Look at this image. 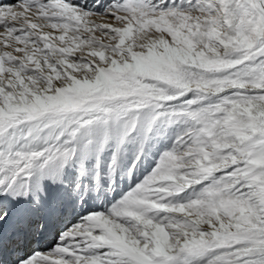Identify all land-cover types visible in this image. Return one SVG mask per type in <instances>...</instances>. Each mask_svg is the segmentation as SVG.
<instances>
[{"label": "snow or ice", "instance_id": "1", "mask_svg": "<svg viewBox=\"0 0 264 264\" xmlns=\"http://www.w3.org/2000/svg\"><path fill=\"white\" fill-rule=\"evenodd\" d=\"M0 264H264V0H0Z\"/></svg>", "mask_w": 264, "mask_h": 264}]
</instances>
